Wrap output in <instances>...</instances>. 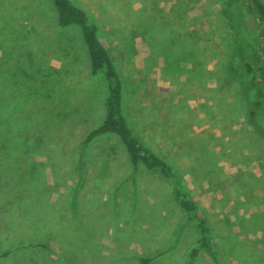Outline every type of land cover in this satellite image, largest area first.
Returning <instances> with one entry per match:
<instances>
[{"label":"rangeland","instance_id":"rangeland-1","mask_svg":"<svg viewBox=\"0 0 264 264\" xmlns=\"http://www.w3.org/2000/svg\"><path fill=\"white\" fill-rule=\"evenodd\" d=\"M69 1L111 56L127 125L207 219L214 259L191 264H264V135L245 121L251 93L226 83L222 1ZM87 62L51 0H0V264H187L197 230L168 183L143 170L129 180L113 135L79 152L107 94Z\"/></svg>","mask_w":264,"mask_h":264},{"label":"trees","instance_id":"trees-1","mask_svg":"<svg viewBox=\"0 0 264 264\" xmlns=\"http://www.w3.org/2000/svg\"><path fill=\"white\" fill-rule=\"evenodd\" d=\"M221 1L219 13L226 27L232 31L230 40L222 36V40L227 43L229 41L231 44L230 50L226 53V83L237 82L244 86L246 93H251V97L244 101L245 121L257 134L263 136L264 132L257 117L264 114V2L262 0ZM51 2L58 27L74 25L79 28L80 38L88 57L89 74L96 75L102 72L107 84L102 120L83 136L79 143V152L82 154L86 146L98 137L115 136L123 149L130 170L128 179L134 182L141 170L158 174L168 183L171 198L183 213L185 222L194 224L197 237L189 250L187 264H191L201 252L214 259V245L207 219L200 213L196 202L185 189L180 175L163 157L144 146L127 125L121 110V83L108 50L97 37L95 25L69 0H51ZM246 21L254 28L251 40L243 36L242 31H245ZM23 107L20 108L23 109ZM32 109V107L25 109L24 114ZM1 132L2 130H0L2 139ZM3 141L7 143L6 140ZM78 158L80 159V156ZM2 256L4 255L0 258ZM150 261V258H143L141 264H148Z\"/></svg>","mask_w":264,"mask_h":264}]
</instances>
